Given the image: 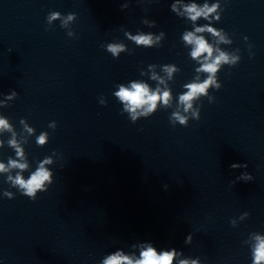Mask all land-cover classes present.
Instances as JSON below:
<instances>
[{
    "label": "water",
    "instance_id": "water-1",
    "mask_svg": "<svg viewBox=\"0 0 264 264\" xmlns=\"http://www.w3.org/2000/svg\"><path fill=\"white\" fill-rule=\"evenodd\" d=\"M193 3L216 7L193 22L184 12ZM187 32L212 57L193 59ZM109 45L122 50L113 56ZM220 53L228 62L216 73L198 71ZM210 76L185 111V86ZM132 83L169 91L168 103L147 116L137 109L132 123L114 95ZM12 90L0 107L10 125L0 129V162H26L27 179L52 156L53 182L33 201L8 180L20 169L0 173V264H99L137 242L199 264H252L264 237V0H0V100ZM241 172L254 179L235 181Z\"/></svg>",
    "mask_w": 264,
    "mask_h": 264
},
{
    "label": "clouds",
    "instance_id": "clouds-1",
    "mask_svg": "<svg viewBox=\"0 0 264 264\" xmlns=\"http://www.w3.org/2000/svg\"><path fill=\"white\" fill-rule=\"evenodd\" d=\"M128 5L122 4L121 10L127 8ZM215 5L212 7H208V5H204L203 7H198L196 4H190L184 6V12L188 14V19L195 22L199 17L207 18L208 14L215 10ZM170 10L179 15L176 4H170ZM59 16V13H53L51 18H55ZM76 18L75 13H69L68 20H72ZM155 23V22H153ZM207 31L215 33L213 28L210 26H205ZM204 27H197L195 29L196 32L204 31ZM163 34V33H162ZM131 39L135 40V42L139 45L149 46L152 43L151 35H138L132 36ZM184 40L187 43L194 44V48L191 51V56L193 59H196L201 56V54L207 53V58L212 57L213 49L212 47L205 41L203 37H197L193 34V32H187L184 35ZM108 50L116 56L119 51L122 50L120 46L109 45ZM236 58H233V62H235ZM221 62H228V56L224 53H220L215 59H212L211 62H206L202 65L201 69L204 72L214 74L218 70V66ZM171 71V69L169 70ZM214 83L211 76L204 80L201 83H190L185 87L188 91L179 96V102L185 105V111L188 108H191V101L193 98L197 97L198 94H205L206 89L210 84ZM219 88L220 86L217 85ZM17 92L15 90L10 91V93L4 96L3 100H0V107H8L9 102L14 100L17 97ZM114 95L125 104V111L130 114L131 122L135 123L137 120L136 110L143 108V111L140 115L147 116L149 113H152L155 108L158 100H162V102L166 105L168 103L170 93L169 91H164L162 94L159 93V90L150 92L147 84L144 83H132L130 88H126L124 86H120L119 90L114 93ZM146 106V107H145ZM195 115V114H194ZM173 117L181 125H186V117H181L179 113H173ZM23 123V120H21ZM51 126V125H50ZM10 125L5 118L0 117V129H9ZM29 133L33 131V129L28 128ZM48 142V134L46 132H41L39 136L36 137V144L38 146H44ZM9 146L15 150V153L18 158L23 157V151L20 147H17L15 140H10ZM55 151L53 152V156L55 155ZM53 163L52 156H45L42 160L38 161V166L36 170L30 173L29 177L25 179L22 175L23 170H25L28 165L27 163H20L18 160L9 159L7 162V167L5 163L0 162V173L6 172L9 168H17L20 169L16 175L9 176L8 180L11 181L12 187H16L17 191L21 193V195L26 196L29 200H35L38 192H45L47 188L45 187V182H48V185L52 184L53 173L50 168L45 167V165H51ZM230 168L241 169L247 168V164L242 163H232ZM254 179V177L248 172H241L239 176L236 177L235 181H244L250 182ZM4 196L8 199L14 198V193L5 192ZM245 215H249V213H244ZM192 241V235L189 233L184 240V244H190ZM256 245L253 249V259L252 264H264V237L259 235L256 236ZM131 249L133 251L125 252L122 249H116L105 256L99 261V264H199V258H182V251H178L176 248H167V249H157L151 242H137L131 245Z\"/></svg>",
    "mask_w": 264,
    "mask_h": 264
}]
</instances>
